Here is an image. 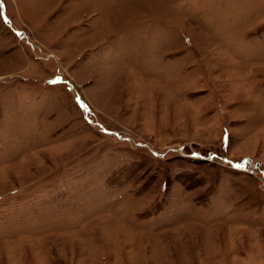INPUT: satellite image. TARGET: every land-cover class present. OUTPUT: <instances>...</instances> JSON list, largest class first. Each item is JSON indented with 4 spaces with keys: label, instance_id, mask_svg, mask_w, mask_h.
Wrapping results in <instances>:
<instances>
[{
    "label": "rangeland",
    "instance_id": "obj_1",
    "mask_svg": "<svg viewBox=\"0 0 264 264\" xmlns=\"http://www.w3.org/2000/svg\"><path fill=\"white\" fill-rule=\"evenodd\" d=\"M0 264H264V0H0Z\"/></svg>",
    "mask_w": 264,
    "mask_h": 264
}]
</instances>
